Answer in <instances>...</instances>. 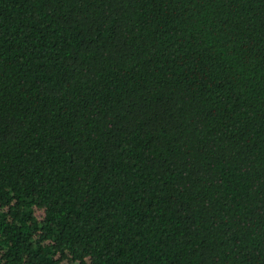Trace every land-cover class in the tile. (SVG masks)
<instances>
[{
  "label": "trees",
  "instance_id": "obj_1",
  "mask_svg": "<svg viewBox=\"0 0 264 264\" xmlns=\"http://www.w3.org/2000/svg\"><path fill=\"white\" fill-rule=\"evenodd\" d=\"M0 264H264V0H0Z\"/></svg>",
  "mask_w": 264,
  "mask_h": 264
}]
</instances>
